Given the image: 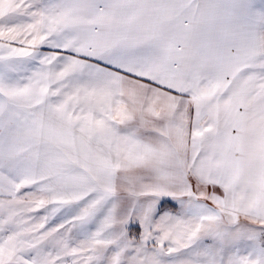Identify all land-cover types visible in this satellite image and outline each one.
<instances>
[{
	"label": "snow or ice",
	"instance_id": "snow-or-ice-1",
	"mask_svg": "<svg viewBox=\"0 0 264 264\" xmlns=\"http://www.w3.org/2000/svg\"><path fill=\"white\" fill-rule=\"evenodd\" d=\"M0 264H264V0H0Z\"/></svg>",
	"mask_w": 264,
	"mask_h": 264
}]
</instances>
